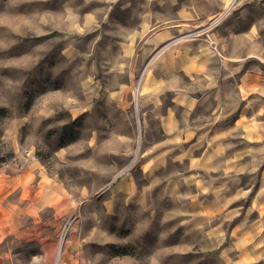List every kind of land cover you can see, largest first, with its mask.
Masks as SVG:
<instances>
[{
	"label": "rangeland",
	"instance_id": "obj_1",
	"mask_svg": "<svg viewBox=\"0 0 264 264\" xmlns=\"http://www.w3.org/2000/svg\"><path fill=\"white\" fill-rule=\"evenodd\" d=\"M168 52L180 142L140 102ZM0 174L48 264H264V0H0Z\"/></svg>",
	"mask_w": 264,
	"mask_h": 264
},
{
	"label": "crops",
	"instance_id": "obj_2",
	"mask_svg": "<svg viewBox=\"0 0 264 264\" xmlns=\"http://www.w3.org/2000/svg\"><path fill=\"white\" fill-rule=\"evenodd\" d=\"M170 55L168 52L164 58L154 62L152 70L144 77L140 102L143 113L158 120L166 140L180 142L181 132L192 131L189 123L200 104L192 89L175 80L178 74L191 77L187 72L188 65L181 63L175 68L174 56ZM180 61L183 62L182 57ZM206 81L210 85L216 82L211 76ZM28 186V175L12 177L0 174V264L49 262L55 238L49 240V225L43 219V208L26 207ZM68 257L64 264H86L79 256L75 260Z\"/></svg>",
	"mask_w": 264,
	"mask_h": 264
}]
</instances>
